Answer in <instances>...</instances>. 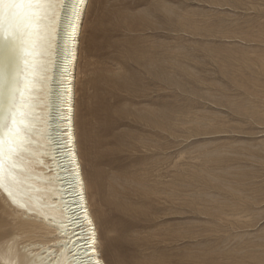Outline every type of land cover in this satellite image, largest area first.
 Segmentation results:
<instances>
[{
	"label": "rangeland",
	"instance_id": "374dc122",
	"mask_svg": "<svg viewBox=\"0 0 264 264\" xmlns=\"http://www.w3.org/2000/svg\"><path fill=\"white\" fill-rule=\"evenodd\" d=\"M76 79L106 264H264V0H91Z\"/></svg>",
	"mask_w": 264,
	"mask_h": 264
},
{
	"label": "bare ground",
	"instance_id": "6f19581e",
	"mask_svg": "<svg viewBox=\"0 0 264 264\" xmlns=\"http://www.w3.org/2000/svg\"><path fill=\"white\" fill-rule=\"evenodd\" d=\"M90 2L52 0L38 26L18 22L26 53L7 47L0 22V264H106L76 137Z\"/></svg>",
	"mask_w": 264,
	"mask_h": 264
},
{
	"label": "snow or ice",
	"instance_id": "6c2138e0",
	"mask_svg": "<svg viewBox=\"0 0 264 264\" xmlns=\"http://www.w3.org/2000/svg\"><path fill=\"white\" fill-rule=\"evenodd\" d=\"M52 0H0V22H8V32L4 43L10 50L19 46L26 53V33L20 30L18 22H27L29 28L38 26L50 9Z\"/></svg>",
	"mask_w": 264,
	"mask_h": 264
},
{
	"label": "water",
	"instance_id": "95a60500",
	"mask_svg": "<svg viewBox=\"0 0 264 264\" xmlns=\"http://www.w3.org/2000/svg\"><path fill=\"white\" fill-rule=\"evenodd\" d=\"M0 41L3 42L4 40H0ZM2 76H5V71L2 72ZM1 90H2V88H1Z\"/></svg>",
	"mask_w": 264,
	"mask_h": 264
}]
</instances>
